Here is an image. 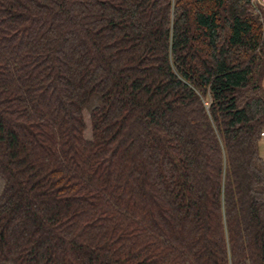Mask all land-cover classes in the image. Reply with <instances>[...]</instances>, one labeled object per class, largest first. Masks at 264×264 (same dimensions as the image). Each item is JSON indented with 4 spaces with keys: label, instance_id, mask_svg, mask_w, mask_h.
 I'll return each instance as SVG.
<instances>
[{
    "label": "trees",
    "instance_id": "trees-1",
    "mask_svg": "<svg viewBox=\"0 0 264 264\" xmlns=\"http://www.w3.org/2000/svg\"><path fill=\"white\" fill-rule=\"evenodd\" d=\"M254 3L0 0V264H264Z\"/></svg>",
    "mask_w": 264,
    "mask_h": 264
},
{
    "label": "rangeland",
    "instance_id": "rangeland-1",
    "mask_svg": "<svg viewBox=\"0 0 264 264\" xmlns=\"http://www.w3.org/2000/svg\"><path fill=\"white\" fill-rule=\"evenodd\" d=\"M256 6H258V7H260V6H262V5H260V4H258V3H254ZM264 7V6H263ZM257 9V8H256ZM208 99V98H207ZM264 133H263V135H262V138H261V140H260V145L261 146H263L264 147ZM263 141V142H262ZM261 142H262V144H261ZM261 151H262V149H260V154H261ZM262 156V155H261Z\"/></svg>",
    "mask_w": 264,
    "mask_h": 264
},
{
    "label": "built area",
    "instance_id": "built-area-1",
    "mask_svg": "<svg viewBox=\"0 0 264 264\" xmlns=\"http://www.w3.org/2000/svg\"><path fill=\"white\" fill-rule=\"evenodd\" d=\"M252 1L264 6V0H252Z\"/></svg>",
    "mask_w": 264,
    "mask_h": 264
},
{
    "label": "crops",
    "instance_id": "crops-1",
    "mask_svg": "<svg viewBox=\"0 0 264 264\" xmlns=\"http://www.w3.org/2000/svg\"><path fill=\"white\" fill-rule=\"evenodd\" d=\"M263 141H264V140H263ZM263 141H262V142H263ZM262 142H261V144H262ZM260 149H262V151H261V155H262V157H263V159H264V147L260 145Z\"/></svg>",
    "mask_w": 264,
    "mask_h": 264
}]
</instances>
